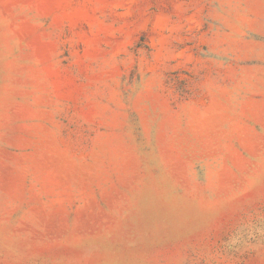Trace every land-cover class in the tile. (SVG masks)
<instances>
[{"label": "rangeland", "instance_id": "rangeland-1", "mask_svg": "<svg viewBox=\"0 0 264 264\" xmlns=\"http://www.w3.org/2000/svg\"><path fill=\"white\" fill-rule=\"evenodd\" d=\"M0 264H264V0H0Z\"/></svg>", "mask_w": 264, "mask_h": 264}]
</instances>
